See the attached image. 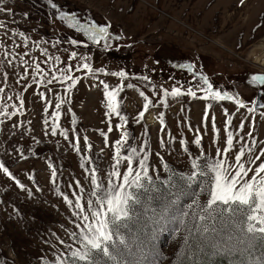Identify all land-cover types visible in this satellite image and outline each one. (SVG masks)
Wrapping results in <instances>:
<instances>
[{"label": "rangeland", "instance_id": "1", "mask_svg": "<svg viewBox=\"0 0 264 264\" xmlns=\"http://www.w3.org/2000/svg\"><path fill=\"white\" fill-rule=\"evenodd\" d=\"M53 2L63 13L74 15L83 24L108 27L111 37L108 41L109 47H104V41L93 44L82 32L69 28L66 22L58 19L59 13L53 15L54 9L47 4V0H2L0 7L7 6L9 11L0 13V22L8 24L9 31L26 34L30 45L29 51L36 60L42 59L39 56L42 48H47L50 54L59 56L62 62L68 60L71 51H77L78 57L80 55L89 57L87 62L94 70L122 71L127 79L120 81L118 77L110 75L84 79L86 75L84 71L75 73L82 79L71 93L70 106L73 113L67 114L66 107L61 109L59 124L61 129H69V139L73 142L71 128L78 130L82 151L77 153L62 136L50 135L51 125L44 124L45 106L33 94L32 88L22 92L18 84H12L22 67L19 60L13 59L12 64L8 65L9 73L13 72L15 66V75L10 76V81L2 86L10 95L19 92L25 99V108L18 117L12 120L5 119L0 123V163L5 164L14 176V179H10L0 170V264H54L57 255L67 252L60 244V240L71 243L69 234L76 230L73 209L65 204L60 194L72 198V189L68 188V185L71 183L75 187V181L79 180L84 187L82 195L86 202L92 187L89 175L79 167V164L84 162L81 156L94 158V164L86 165L89 168L99 167L103 173L112 170L109 159L114 154L116 139L125 129H116L115 126L120 121L118 117L112 116L110 119L113 131L108 133V143L105 145L100 133L107 131L109 117L106 116L103 89L94 86L100 79L107 81L112 87L120 83L134 85V89L125 87L118 94L117 102L121 114L129 121L126 130L130 136L135 137L129 140V144L137 148L146 147L149 155L148 164L151 166L149 174L153 178L154 188L168 186L167 182L174 173L185 176L190 173L191 157L183 150L185 146L192 154H195L199 147L209 160L216 157L218 147L222 150L226 146L223 109H227L231 114L234 130H238L241 121H245L244 131L239 135L245 136L246 144L251 143L252 138L247 137V133L252 130L253 138L257 141L254 151L258 153L264 148L262 115L264 108L260 107L254 113L248 112V108L256 103L264 105L262 94L264 84L251 79L253 75L264 77V0H243V3L241 0H53ZM25 13L28 14L27 17ZM69 39H77L79 47L71 46L68 43ZM56 40L63 41L58 46L59 50L52 48L51 43H42ZM0 43L6 44L14 53L22 51L15 47V44L20 43L19 38L9 41L4 38L2 31ZM37 44L41 47L38 48ZM84 44L88 46L84 47ZM77 62L78 60L71 61L72 64ZM187 65H192L191 71L187 67H180ZM64 66L63 63L57 65ZM4 72L3 62L0 61V74ZM201 75L207 77L213 84L214 91L228 92L235 99L243 101L245 107L239 109L234 101H203L186 94L179 98L164 97V90L171 92L173 87H178L186 93L189 85L193 86L198 96L203 95L196 88ZM144 77H148V80L145 81ZM56 87L60 94H63L60 85L57 84ZM12 88L14 91L10 90ZM140 91H143L154 104L166 99L168 107H150L140 123H133L143 110L145 102L139 95ZM10 103L18 102L14 100ZM208 103H213V107L208 111L210 117H216L219 135L213 134L211 119L208 121L207 129L202 124ZM52 111L54 108L48 109L49 113ZM161 112L164 113V132L160 130ZM151 113L157 126L148 122ZM252 119L255 120L254 126ZM189 121L193 129L200 130L202 141L200 146L194 143L197 133L189 131ZM168 134H171V141ZM85 136L92 145L91 152L85 148L83 142ZM160 139L165 141L163 146L159 144ZM180 139L184 140L183 146L179 143ZM239 148L237 136L234 137L233 150L228 153V162L234 160ZM242 159L245 162L252 159L247 148ZM261 161H264V157H261ZM261 161H257V164ZM50 162L58 170V182L55 185L50 181L51 169L47 167ZM100 178L98 173V179ZM103 179L106 180V176ZM16 180L24 185L25 190H21ZM196 183L192 182V197L184 208L188 209L193 203L196 205L195 209L200 212V206L206 203L208 197L200 193L195 186ZM37 188L40 190L37 191ZM28 192L32 195L29 196ZM155 192L162 194L160 191ZM164 193L169 196L168 192ZM132 206L134 204L129 202L128 217L133 216ZM218 214L221 215L219 212ZM221 216L234 219L233 221L239 220L245 228L247 227L242 213L238 212L233 216L224 213ZM233 230L242 233L241 226L237 223L233 224ZM118 231L119 236L114 237L115 251L120 254L119 249L128 252L129 240L133 245L143 243L137 230L130 237H127L122 227L118 228ZM184 233V227H179L163 240L161 244L163 256L158 264L170 263V257L174 255ZM252 235L248 234L249 237ZM121 238L125 241L123 245L119 243ZM228 244L226 247L232 252V256L238 259L236 264L258 263L256 251L251 247L253 243L249 240L243 238L241 245L238 243L231 245L230 242ZM72 247L75 249L77 245L73 244ZM217 250L220 249L213 248L210 253ZM137 256L141 259L140 253ZM119 258L118 256L117 260ZM137 258L135 264H140L141 261ZM147 260L141 264H152L151 256Z\"/></svg>", "mask_w": 264, "mask_h": 264}, {"label": "snow or ice", "instance_id": "2", "mask_svg": "<svg viewBox=\"0 0 264 264\" xmlns=\"http://www.w3.org/2000/svg\"><path fill=\"white\" fill-rule=\"evenodd\" d=\"M2 2V0H0ZM243 3V0H241ZM47 4L54 9L53 15H58V19L66 22L67 26L71 29H75L77 32H82L87 38L92 41L93 44H99L104 41V47H109L108 41L111 39L108 31V27H97L95 24L86 25L81 23L74 15L63 13L53 0H47ZM8 7H0V13H7ZM14 15V13H13ZM27 17V13L24 14ZM9 25L0 22V31L4 33V38L9 41H14L17 37L20 43L15 44L17 49L22 50L20 53H14L4 43H0V61L3 62L5 72L0 74V123H3L5 119L12 120L22 114V110L25 108V99L16 92L15 95L8 94L2 85L10 81V76L15 75V66H13V72L7 71L8 65L12 64L13 59L19 60L20 73L16 75V79L12 81L13 85L18 84L20 91L26 92L28 88H32L33 94L44 104V124L51 125L50 135L57 136L58 134L63 137L65 141H69L71 147L75 149L77 153H81L80 136L76 128H71V133L74 136V142L69 139V129H61L59 121L61 119V109H67V114H72L73 109L71 105V93L73 89L81 82V77H77L75 73L84 71V79L89 77H98L100 75L118 77L120 81L127 79L124 72H103L102 70H94L87 62L89 57L80 55L78 57L77 51H71L67 61H61L59 56L50 54L47 48H42L39 56L40 60H36L29 51L30 45L28 43V37L24 32L9 31ZM43 44L51 43V47L58 49V46L63 43L61 40L54 42L43 41ZM68 43L73 47H79L77 39H69ZM38 48L40 44L36 45ZM87 47V44L83 45ZM65 51H68L65 49ZM72 60H78L76 64H72ZM63 63L64 67H57L58 64ZM187 67L190 71L192 65L180 66ZM145 81L148 77L143 78ZM199 83L196 85L198 91L203 95L198 96L197 91L193 90V86L187 87V92L183 93L180 88L173 87L171 92L164 90V97L179 98L185 94L193 99H199L203 101L222 102V101H234L239 109H243L245 104L239 99H235L233 95L228 92H222L220 90H213V84L210 83L207 77L201 75ZM251 79L254 82L264 84V77L253 75ZM59 84L63 89V94H60L56 85ZM96 87H102L104 100L106 101L105 107L107 109L106 116L109 117V126L106 132H101L100 135L105 141V145L108 143V133L113 131L111 117H118L120 123L115 127L116 129H125L120 132L119 138L116 139L114 145V154L109 159V165L112 168L107 173L100 172L99 167H87L86 165L94 164V158L92 156H81L83 163L79 164V167L84 169L85 174L89 175L91 189L88 193V199L86 202L83 200L82 193L84 187L81 181H75V187L70 183L68 188L72 189L71 197L66 194H60V198L65 204L73 209V216L76 218L73 223L75 225V231L69 234L71 243H65L64 240H60V244L63 245L67 252H61L54 259V264H98V261L102 264H121L117 257L120 252L115 251L116 240L114 237L119 236L118 228L123 227L120 224L122 219H125L129 215V202L133 204H141V193L144 194L143 200L147 201V205L143 207L145 213L152 215L153 220H159L157 225L159 228H163V220L161 217L167 219L174 218L178 209L176 207V201L179 199L178 194H182L186 187H192V182H197L195 186L199 189L201 194H206L208 199L206 203L200 206L201 211L197 213L199 220L204 222L198 226L199 232L208 233L207 222L214 220L216 214L219 212L221 215L228 213L230 216L236 213H242V218L247 222L246 232L253 234L250 239L254 238L255 234H260L261 239H264V161H261V157H264V148L259 152H255L254 149L257 145V141L253 138V132L250 130L247 133V137L252 138L250 144L245 143V136L242 134L245 127V121H241L238 126V130H234L232 127V117L227 109H223L225 116L224 132L226 133V146L221 150L219 147L216 151V157L209 160L205 153L198 147L197 152L192 154L188 147H184V151L191 157L189 165L190 173L185 176L180 174L174 176L167 183L171 187L173 183L176 185V193H169L167 202L162 204H153L148 199V194L158 191L153 187L154 181L150 176V165L148 164L149 155L146 147H135L129 144L130 139H135L134 136H130L129 131L126 130L128 119L121 114L120 105L117 102L118 94L127 89H134L133 84L120 83L116 87L110 86V84L100 79ZM14 91V88L10 89ZM53 94V95H49ZM264 94V93H262ZM139 95L145 101L143 104V110L139 112L138 116L134 119L133 123H140L144 119L145 113L149 112L150 107H168L166 99H161L158 103L154 104L143 91L139 92ZM17 101L18 103H10L11 101ZM55 101V102H53ZM213 107V103H208L202 118V124L205 129L208 127V121L211 119V127L214 135H219V129L216 125V117L209 114L208 109ZM264 108V105H261ZM49 108H54L51 113L48 112ZM256 110L255 105L248 108L249 113H254ZM264 115V113H262ZM161 122V132H164L163 127L164 113H159ZM50 117V119H49ZM252 125H255V120L252 119ZM72 123H75L74 116H72ZM183 123V122H182ZM189 131H195L197 135L194 137V143L196 146H200L201 135L199 128L193 129L190 121L188 122ZM46 128V133H47ZM147 132V129H145ZM169 141H171V134H168ZM240 142V148L234 155V160L228 162V153L233 150L234 137H237ZM83 142L87 151L91 152L92 145L88 141V137H83ZM179 143L183 146L184 140L180 139ZM159 144L163 146L165 144L164 139L159 140ZM252 156V159L245 162V149ZM124 149V154H122ZM203 157V159H201ZM114 161V163H113ZM257 161H261L257 164ZM47 167L51 169L50 181L52 184H57L58 170L50 162ZM165 168L167 166L165 165ZM0 170L10 179H14L13 174L9 168L0 163ZM98 173H100V179H98ZM251 173V175H250ZM106 176V180L103 177ZM164 183L163 181L161 182ZM16 184L24 189V185L16 180ZM135 191H132V190ZM40 189L37 188V191ZM31 196V192H28ZM164 195L161 194V201H164ZM226 206V207H222ZM202 213V214H201ZM168 214V215H166ZM184 216H188V212H182ZM147 222V221H146ZM191 229L189 232L191 233ZM214 231V229H213ZM243 238L236 240V243H241ZM120 244H125L123 238L119 240ZM246 243V242H245ZM77 247L73 249L72 245ZM183 264V262H181ZM264 264V262H262Z\"/></svg>", "mask_w": 264, "mask_h": 264}, {"label": "trees", "instance_id": "3", "mask_svg": "<svg viewBox=\"0 0 264 264\" xmlns=\"http://www.w3.org/2000/svg\"><path fill=\"white\" fill-rule=\"evenodd\" d=\"M174 176L179 175L174 173L170 179ZM173 185L175 184L173 183ZM173 185L171 187L163 186L158 189L164 195V201H161V194H157L156 192L148 194V199L153 204L167 202L169 196L165 195L164 192L176 193V186ZM191 190V187H186L182 194L176 193L179 195L176 207L182 209V212H188L189 215L184 216L181 211H177L175 218L169 216V218L165 219L161 217L164 224L162 229L157 227L160 223L159 220L154 221L152 215L144 212L143 207L147 205V201L143 200L144 194L141 195L142 203L134 204L131 207L133 209V216L122 220V230L126 233L127 237L132 236L135 230H137V234L142 237L143 243L133 245L128 238V252H122V249H119L121 251L119 255L121 264H135V258L138 257L137 254L139 253L141 259L137 258V260L141 261V263L142 261L147 262V259L151 256L152 264H158L163 256L161 249L163 240L168 238L170 233L179 227H184L185 233L181 237L174 255L170 257L169 264H181V262L183 264H236L238 259L232 256V252L226 246H229V242L231 245L236 243L235 241L241 237L253 243L251 247L256 251L257 264H262L264 262V239H261V235L258 233L254 235V238L250 239L251 236H248L244 224L239 220L233 221L234 219L221 216L217 213L214 220L207 222L208 233L197 230L198 226L204 222L199 220L197 215L199 211L195 209L196 205L192 203L188 209L184 208V205L192 197ZM235 223L241 226V234L233 230V224ZM190 229L192 230L191 233L189 232ZM217 247L220 250L210 253V250ZM98 264H102V262L98 261Z\"/></svg>", "mask_w": 264, "mask_h": 264}, {"label": "bare ground", "instance_id": "4", "mask_svg": "<svg viewBox=\"0 0 264 264\" xmlns=\"http://www.w3.org/2000/svg\"><path fill=\"white\" fill-rule=\"evenodd\" d=\"M89 87V86H88ZM152 112V111H151ZM152 114V113H151ZM150 115V114H149ZM148 122L152 124L153 126H157L156 120L153 118V114L149 116Z\"/></svg>", "mask_w": 264, "mask_h": 264}, {"label": "water", "instance_id": "5", "mask_svg": "<svg viewBox=\"0 0 264 264\" xmlns=\"http://www.w3.org/2000/svg\"><path fill=\"white\" fill-rule=\"evenodd\" d=\"M260 107H261V106H260V103H256V104H255V108H256V109H259Z\"/></svg>", "mask_w": 264, "mask_h": 264}]
</instances>
